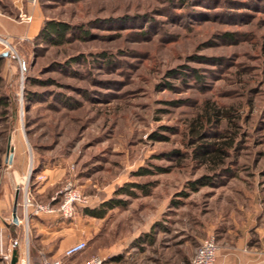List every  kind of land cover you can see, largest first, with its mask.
<instances>
[{"label":"rangeland","instance_id":"374dc122","mask_svg":"<svg viewBox=\"0 0 264 264\" xmlns=\"http://www.w3.org/2000/svg\"><path fill=\"white\" fill-rule=\"evenodd\" d=\"M0 13L29 28L0 38V53L12 54L0 64V264H10L13 237L27 241L26 223L11 225L16 194L20 219L27 200L56 204L69 181L92 207L107 195L99 188L114 197L145 186L117 197L126 205L103 222L112 232L130 230L132 212L143 223L165 208L160 226L177 231L206 213L221 226L203 234L217 240V259L225 247L232 264L237 253L262 264L264 0H0ZM50 20L69 24L67 42L38 38ZM201 144L222 149L220 161L201 163ZM188 239L174 260L190 264L199 246Z\"/></svg>","mask_w":264,"mask_h":264},{"label":"crops","instance_id":"0c3cea01","mask_svg":"<svg viewBox=\"0 0 264 264\" xmlns=\"http://www.w3.org/2000/svg\"><path fill=\"white\" fill-rule=\"evenodd\" d=\"M18 8H23L19 5ZM28 27L13 22L9 17L0 13V38H18L28 34ZM44 173L51 172V170L45 169ZM61 177V176H60ZM45 176L44 179H46ZM52 178L44 185H39L34 193H42L46 191L49 185L52 183ZM98 191H107L105 197L100 198L98 206L112 198V191L105 189H98ZM96 206V207H98ZM96 207H91L96 208ZM123 207H116L110 210L104 218H96L89 215L84 216V227L82 229H76L77 218L63 219L59 215H42L20 218V223H26L28 227L27 241L25 245L18 244V264H43L44 259H60L63 264H83L92 256L100 255L105 257V264H188L189 259L177 261L173 259L172 249L174 247H181L183 243H189L188 237L194 239V242L198 243V246L204 240V232L210 234L213 232H220L221 226L216 223L212 224L204 219L203 215L198 216L189 215L190 218L187 222V217L183 218L185 221L184 227H180L177 230L171 228L173 224L162 222L163 226H160L161 215L166 212L165 208L159 212V214L153 218H148L147 221L141 222L139 214L132 212V226L130 230L123 231L117 228L113 230L107 226L104 228L103 222L109 219L111 213L120 211ZM126 209L123 211L125 213ZM79 220V218H78ZM120 217H117L116 222H119ZM95 221V222H94ZM99 221L100 224H96ZM224 225V224H221ZM197 229L195 232L201 231L199 236L190 234L193 232L191 228ZM223 233H229L230 229L224 226ZM71 230L74 231L71 235ZM180 235L178 240H173L171 234ZM222 234V233H221ZM188 240L183 241V238ZM15 239V237H13ZM79 241H85L87 248L80 254L66 258L64 253L66 249ZM243 244V242H242ZM14 244V249L16 248ZM245 246V245H244ZM243 247V246H241ZM198 248V247H197ZM195 248L194 254L197 250ZM244 248V247H243ZM13 249V250H14ZM230 249L222 248L218 254L217 264H232L230 257H233V253L229 252ZM13 252V251H12ZM245 253V252H244ZM237 257H240L239 264H251V260L245 254L237 253ZM261 264V262L259 263ZM264 264V261H262Z\"/></svg>","mask_w":264,"mask_h":264},{"label":"built area","instance_id":"2783aa9c","mask_svg":"<svg viewBox=\"0 0 264 264\" xmlns=\"http://www.w3.org/2000/svg\"><path fill=\"white\" fill-rule=\"evenodd\" d=\"M34 1L36 0H33V2ZM22 17H25L27 21L32 19L27 15ZM78 207L91 208L92 201L89 196H86L80 189L74 186L71 181H69L61 191V199L58 203H40L32 199L27 200L24 205L26 217L29 215H59L66 220L72 219L76 215V210ZM86 248L87 243L85 241H79L69 246L66 249L64 256L66 258H72L83 252ZM218 250L219 246L217 240L215 237L210 236L206 238L197 248L190 261V264H216ZM106 260L107 259L103 256L95 255L83 264H105ZM43 264L63 263L60 259H44Z\"/></svg>","mask_w":264,"mask_h":264},{"label":"trees","instance_id":"16d2710c","mask_svg":"<svg viewBox=\"0 0 264 264\" xmlns=\"http://www.w3.org/2000/svg\"><path fill=\"white\" fill-rule=\"evenodd\" d=\"M70 30H71V27L69 26V24L65 22L50 20L46 22V24L43 26V28L41 29L39 33L38 38L42 39L45 42L51 43V44L61 45L68 41V34ZM1 62H2V59L0 58V64ZM221 114H223V112L215 110L214 112L212 111L209 114H205L206 115L205 119L213 120L214 116H219ZM193 131L194 133H197L199 130L197 128V129H193ZM202 137L203 135L201 134L198 136V139ZM209 147H211V145L201 144L200 147L195 150L196 158H199L201 163H207V162L216 163L217 161H220V154L224 153L223 150L220 148H216L215 151L213 152L211 151V149H209ZM148 173H149L148 170L142 169L141 171L137 172L136 175H146ZM205 179L206 178H203L199 180L198 182L201 183L202 185H205V183H207ZM203 181H205V183ZM144 187H145L144 185L134 184V183H130L125 186H122L115 191L114 197H112L111 199H109L108 201L104 202L102 205L96 208H93V209L85 208L84 212L86 215H89L92 217L104 218L110 210H113L116 207H124L126 205V201L118 199L117 198L118 196H121V195L132 196L134 195V193L131 190L132 188H143L144 189ZM192 189L195 190L197 188L192 187ZM18 240L19 238L18 239L15 238V244H16L15 249L18 248V244H19Z\"/></svg>","mask_w":264,"mask_h":264},{"label":"water","instance_id":"95a60500","mask_svg":"<svg viewBox=\"0 0 264 264\" xmlns=\"http://www.w3.org/2000/svg\"><path fill=\"white\" fill-rule=\"evenodd\" d=\"M12 54L10 51L2 52L0 53V58L3 57H10ZM10 154L8 155V161L9 163H12L13 160V148L10 146L9 148ZM17 208H18V193L16 194V200L13 206V211H12V228L15 229L16 226L20 224L19 217L17 215ZM19 263V255L17 249H14L12 252V257L10 260V264H18Z\"/></svg>","mask_w":264,"mask_h":264},{"label":"bare ground","instance_id":"6f19581e","mask_svg":"<svg viewBox=\"0 0 264 264\" xmlns=\"http://www.w3.org/2000/svg\"><path fill=\"white\" fill-rule=\"evenodd\" d=\"M1 40H2V39H1ZM4 41H6V40H4ZM5 43H7V41H6Z\"/></svg>","mask_w":264,"mask_h":264}]
</instances>
